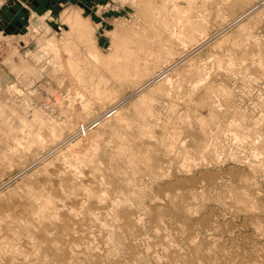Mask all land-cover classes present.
<instances>
[{"label":"rangeland","instance_id":"obj_1","mask_svg":"<svg viewBox=\"0 0 264 264\" xmlns=\"http://www.w3.org/2000/svg\"><path fill=\"white\" fill-rule=\"evenodd\" d=\"M245 263L264 0H1L0 264Z\"/></svg>","mask_w":264,"mask_h":264},{"label":"bare ground","instance_id":"obj_2","mask_svg":"<svg viewBox=\"0 0 264 264\" xmlns=\"http://www.w3.org/2000/svg\"><path fill=\"white\" fill-rule=\"evenodd\" d=\"M83 20H81V19H79V20H77L76 22H74V30L79 34V35H81V37L80 38H83L84 36V38H87V36L90 34V32H89V30H87L88 28H86V24H83ZM225 31V30H224ZM222 33V32H221ZM77 34V35H78ZM87 34V35H86ZM91 35V34H90ZM216 37V36H215ZM125 38V37H124ZM203 44H206V42L205 43H203ZM203 44H201L198 48H200V47H202V45ZM197 48V49H198ZM197 49H195V50H197ZM194 50V51H195ZM199 51V50H198ZM97 58L99 57V59H98V62L100 63V65H102V66H105V67H108L110 64H109V62H110V60L109 59H111V58H106V57H100L99 55H97L96 56ZM172 64V63H171ZM169 64L168 63V65H167V67H166V69L165 70H163V72L161 73V74H159L157 77H155L154 78V81H158V80H161V79H166V81L167 82H171L172 81V79H171V70L174 68V67H177L176 65H178V63L176 62V64ZM153 81V82H154ZM153 85V84H152ZM148 86V85H147ZM150 87H152V86H150ZM113 110H115V109H113ZM112 110V111H113ZM110 114H111V112L109 113H107L106 115L107 116H110ZM91 124V123H90ZM89 124V125H90ZM88 125V126H89ZM85 126V125H84ZM83 126V127H84ZM93 128V127H92ZM86 129V128H85ZM79 131V130H78ZM85 131V130H84ZM81 133V132H80ZM24 173V172H23ZM209 175L211 176V173H209ZM244 197V196H243ZM46 203H48V202H46ZM56 204V203H55ZM61 205V204H60ZM55 206V205H54ZM48 208V207H47ZM54 208V207H53ZM44 209V208H43ZM57 210V209H56ZM41 211H43V210H41ZM36 213V212H35ZM32 214H34V213H32ZM41 214V213H40ZM42 214H43V212H42ZM46 214V213H45ZM48 214V213H47ZM41 216V215H40ZM92 216V215H91ZM39 217V216H38ZM42 218V217H41ZM40 218V219H41ZM44 218V217H43ZM259 230V229H258ZM81 233V232H80ZM84 233V232H83ZM82 234V233H81ZM83 235V234H82ZM70 246V245H69ZM68 246V247H69ZM74 246V245H73ZM71 247V246H70ZM73 249V248H72ZM70 251H72V250H70ZM74 252V251H73ZM190 259V258H189ZM245 262H247V261H245ZM160 263V262H159ZM246 264V263H245ZM247 264H253V263H247Z\"/></svg>","mask_w":264,"mask_h":264},{"label":"built area","instance_id":"obj_3","mask_svg":"<svg viewBox=\"0 0 264 264\" xmlns=\"http://www.w3.org/2000/svg\"><path fill=\"white\" fill-rule=\"evenodd\" d=\"M0 7H1V0H0ZM85 127V126H84ZM83 126H82V128H81V132H84V130H85V128H84ZM89 126L87 125V128H88Z\"/></svg>","mask_w":264,"mask_h":264}]
</instances>
